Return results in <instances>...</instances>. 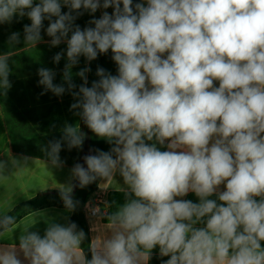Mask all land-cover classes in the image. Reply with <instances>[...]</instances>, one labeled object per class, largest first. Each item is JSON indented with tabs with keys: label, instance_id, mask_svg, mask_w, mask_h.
Segmentation results:
<instances>
[{
	"label": "clouds",
	"instance_id": "clouds-1",
	"mask_svg": "<svg viewBox=\"0 0 264 264\" xmlns=\"http://www.w3.org/2000/svg\"><path fill=\"white\" fill-rule=\"evenodd\" d=\"M108 8L111 14L89 21L94 27L74 23L82 9ZM25 16L26 46L42 41L45 20L50 45L66 42L63 80L76 101L70 110L113 145L85 156L86 167L75 164L72 178L84 188L118 172L126 185L119 189L126 202L107 216L110 235L91 243V259L77 253L85 233L74 222L50 223L41 237L28 231L34 220L19 238L28 264H145L157 247L170 257L164 264H264V0H141L134 8L133 0H0V24ZM109 50L118 75L97 68L89 87L86 67L73 91L79 58L91 62ZM10 58L0 55L4 94ZM38 75L45 91L65 93L53 70ZM62 133L42 149L54 167L63 163L62 142L81 148L86 135L67 123ZM166 142L161 151L157 144ZM4 169L0 161V175ZM74 187L59 186L69 212L78 204ZM190 192L198 203L177 199ZM14 224V216L0 215V236ZM0 264H22L15 246L0 247Z\"/></svg>",
	"mask_w": 264,
	"mask_h": 264
},
{
	"label": "crops",
	"instance_id": "crops-1",
	"mask_svg": "<svg viewBox=\"0 0 264 264\" xmlns=\"http://www.w3.org/2000/svg\"><path fill=\"white\" fill-rule=\"evenodd\" d=\"M35 2L38 0H34ZM67 11V7H62V12ZM81 11L83 14L78 16L74 23L83 29L94 27L89 21L100 18L103 11L111 14L113 9H98L94 14L83 9ZM30 24L31 21L27 16L14 17L11 23L0 24V55L5 53L11 55L9 60L11 72L8 77L11 87L6 94L0 90V161L5 163L4 174L0 175V215L7 214L14 206L41 190L48 188L59 190L60 185L69 183L75 185L76 180L72 178L71 169L76 164L81 151V148L69 149L67 143L62 142L59 156L63 163L60 167L52 166L46 153L42 151L51 141L61 139L62 129L66 123L79 125L80 128L81 118L74 114V111H79L78 109L70 110L71 105L76 101L67 91L68 86L63 80V71L68 62L66 42L55 47L50 45L51 37L46 34L48 21L45 20L41 30L42 41L36 46H26L24 26ZM13 33L20 34L19 43H9V37ZM57 53H63L59 63L53 60ZM88 66L89 61L81 56L79 63L72 67V82L77 86L73 91H78L79 86L83 84V80L76 73ZM40 68L51 69L56 73L53 83L62 84L65 87L66 91L63 95L57 96L51 91H45L44 86L38 83L40 79L38 69ZM86 76L88 79V72ZM215 85L218 86V82H215ZM146 142L154 143V141ZM157 147L161 151L168 150L167 142L163 146L157 144ZM25 158H28L26 163ZM13 160L20 162L21 167H15ZM125 188L123 178L117 172L108 182L101 179L97 189L88 197L85 211L92 243L101 242L105 236L110 235L107 216L126 202L124 191L119 190ZM221 190H223V185ZM98 194L103 196L100 212L91 215L87 209L93 204ZM209 198L217 199V196L213 195ZM177 199L199 202L198 197L192 192L185 197H177ZM217 202L219 203L218 200ZM74 214L75 210L69 212L61 204H46L35 208L16 220V224L11 226L13 231L0 236V247L15 246L22 264H28L23 253L19 251V238L23 233V227L35 220L34 225L29 227L28 231L36 232L43 237L50 223L67 225ZM196 227H204V225L198 224ZM83 252L81 245L77 253L83 254ZM151 254H159V248L153 249ZM145 264H148V261Z\"/></svg>",
	"mask_w": 264,
	"mask_h": 264
},
{
	"label": "trees",
	"instance_id": "trees-1",
	"mask_svg": "<svg viewBox=\"0 0 264 264\" xmlns=\"http://www.w3.org/2000/svg\"><path fill=\"white\" fill-rule=\"evenodd\" d=\"M138 2H140V0H133V8ZM88 68L91 69L88 72L87 79V86L89 87L91 86L93 81L99 79V77L96 75L97 68H103L106 70V72L111 73L112 75H118V66L112 60L111 50H109V52L106 54H99L97 59L89 62ZM80 130L83 131L86 135L76 164L80 163L86 167L83 159L85 156L90 154L95 155V150L97 149L105 152L110 151L113 145H110L106 140L99 138L94 133H92L91 130H89L84 124L82 119L80 122ZM100 181L101 179L98 178L95 182L87 185L84 188H80L78 181H75V187L72 194L73 200L78 201V204L75 208V214L72 217L71 222H74L77 225L78 231L83 230L85 233V239L82 242V249L87 259H91L90 245L92 243V239L85 211V203L91 193L97 189ZM46 204L64 205L58 189L48 188L41 190L31 198L26 199L14 206V208H12L7 214L14 216L16 220H18L29 211ZM169 258L170 257H161L159 254H151L150 259L148 260V264H164V261Z\"/></svg>",
	"mask_w": 264,
	"mask_h": 264
},
{
	"label": "built area",
	"instance_id": "built-area-1",
	"mask_svg": "<svg viewBox=\"0 0 264 264\" xmlns=\"http://www.w3.org/2000/svg\"><path fill=\"white\" fill-rule=\"evenodd\" d=\"M103 201V196L101 194H98L95 199H94V202L93 204H91L88 209H87V212L91 215H96L100 212V204L101 202ZM93 209H99V212L96 213V214H93Z\"/></svg>",
	"mask_w": 264,
	"mask_h": 264
}]
</instances>
